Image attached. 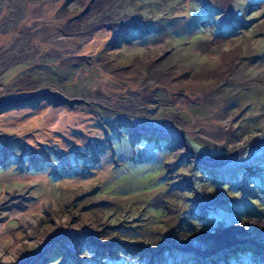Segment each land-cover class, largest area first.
Instances as JSON below:
<instances>
[{
  "label": "rangeland",
  "instance_id": "374dc122",
  "mask_svg": "<svg viewBox=\"0 0 264 264\" xmlns=\"http://www.w3.org/2000/svg\"><path fill=\"white\" fill-rule=\"evenodd\" d=\"M0 22L1 264L50 235L29 264H264V0H0Z\"/></svg>",
  "mask_w": 264,
  "mask_h": 264
},
{
  "label": "trees",
  "instance_id": "16d2710c",
  "mask_svg": "<svg viewBox=\"0 0 264 264\" xmlns=\"http://www.w3.org/2000/svg\"><path fill=\"white\" fill-rule=\"evenodd\" d=\"M258 1H261V0H258ZM240 21V20H239ZM241 22V21H240ZM238 169H241V167L239 168H236V170H238ZM248 178V177H247ZM248 179H250V180H252L254 183H256V185H258V186H256V189H263L264 188V178H256L255 176H253V177H249ZM99 242L100 243H106V242H110L109 241V239L108 238H102V239H99ZM100 243H98L97 245H99V246H101V244ZM94 244V243H93ZM93 246V245H91L90 247L91 248H98L99 246ZM111 245H116L115 243H111ZM102 247V246H101ZM114 248H115V250H117L119 253H125V252H127L128 250H130V249H132L131 248V245L130 244H127V243H125V244H123V246H122V248L121 249H117L118 247L117 246H114ZM121 251V252H120ZM152 251V250H151ZM138 252V251H137ZM130 253H136V252H130ZM141 254V256L142 255H147V256H149L150 258H152V263L153 264H169V262H170V259L169 258H167L166 259V261H161V263H159L158 262V260L155 258V257H153L152 255H151V253H146V252H144L143 251V253L141 252L140 253ZM135 255V254H134ZM237 255H238V253L237 254H235V256L237 257ZM147 256H145L146 257V259H149ZM169 256V255H168ZM226 259H230V257H233V255H230V256H224ZM219 258H221L222 259V257H219ZM233 258H235V257H233ZM169 259V260H168ZM168 260V261H167ZM218 261H220V263L218 262V264H221V263H225V260L223 259V260H218ZM254 264V263H253Z\"/></svg>",
  "mask_w": 264,
  "mask_h": 264
},
{
  "label": "water",
  "instance_id": "95a60500",
  "mask_svg": "<svg viewBox=\"0 0 264 264\" xmlns=\"http://www.w3.org/2000/svg\"><path fill=\"white\" fill-rule=\"evenodd\" d=\"M238 26V25H237ZM240 27H243V25L241 24V25H239ZM21 97H26V96H17V99L18 98H21ZM6 99V100H5ZM5 99H1L0 101H3L4 102V104H2V105H0V111L2 110V109H6V108H8V105L9 104H7L8 102L7 101H11V98H5ZM19 100V99H18ZM21 100H23V99H21ZM20 100V101H21ZM7 102V103H6ZM18 103L16 102V100H15V102H13L11 105H17ZM206 159H211V160H216V161H219V158L218 157H216V158H214V157H210V156H206ZM48 238V242H46V246H48V245H50V246H48L47 248H49V247H51L52 246V244H51V242H49V240H50V238H51V235L50 236H48L47 237ZM45 245V244H44ZM47 248H44L43 249V251L41 250V248L38 250V251H35V252H32V253H30V254H24V255H22V257H20V258H18V260H17V263L16 264H29V263H31V261H32V259L35 257V256H37L39 253H41V252H44ZM165 248H167V249H171L170 247H168L167 245H164V246H162V247H160L158 250H156V253L158 252H160V251H162V250H164ZM175 250L176 249H178V250H180V248L179 247H173ZM172 248V249H173ZM25 257H27V258H25ZM1 264V263H0Z\"/></svg>",
  "mask_w": 264,
  "mask_h": 264
},
{
  "label": "flooded vegetation",
  "instance_id": "af4514ba",
  "mask_svg": "<svg viewBox=\"0 0 264 264\" xmlns=\"http://www.w3.org/2000/svg\"><path fill=\"white\" fill-rule=\"evenodd\" d=\"M9 19H11V18H5V19H3L2 21L5 22V21H8ZM11 20H12V19H11ZM2 21H1V22H2ZM12 21H13V20H12ZM1 22H0V24H1ZM8 24H9V26L11 25L10 23H8ZM32 29H34V28H32ZM32 29H26V30L29 31V32H31ZM34 30H35V29H34ZM24 36H25V34L23 33L22 36H20V37H18V39H16V42L19 41V40H23V37H24ZM17 47H18V46H17ZM3 53H4V52H3ZM10 53H11V52H9V55H8V56L3 55V54L0 53V59L3 60L2 57H8L7 59H10V58H12V57H15V56H14L15 53H14V54H10ZM5 54H6V53H5ZM263 141H264V140H263ZM51 251H52V250H51ZM44 253H45V252H41V253H39V256H43V255H45Z\"/></svg>",
  "mask_w": 264,
  "mask_h": 264
},
{
  "label": "bare ground",
  "instance_id": "6f19581e",
  "mask_svg": "<svg viewBox=\"0 0 264 264\" xmlns=\"http://www.w3.org/2000/svg\"><path fill=\"white\" fill-rule=\"evenodd\" d=\"M6 100V99H5Z\"/></svg>",
  "mask_w": 264,
  "mask_h": 264
}]
</instances>
